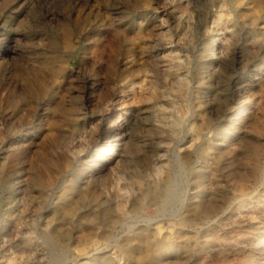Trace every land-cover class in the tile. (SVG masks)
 Masks as SVG:
<instances>
[{
    "label": "rangeland",
    "instance_id": "rangeland-1",
    "mask_svg": "<svg viewBox=\"0 0 264 264\" xmlns=\"http://www.w3.org/2000/svg\"><path fill=\"white\" fill-rule=\"evenodd\" d=\"M7 1L0 264H264V0Z\"/></svg>",
    "mask_w": 264,
    "mask_h": 264
},
{
    "label": "bare ground",
    "instance_id": "bare-ground-1",
    "mask_svg": "<svg viewBox=\"0 0 264 264\" xmlns=\"http://www.w3.org/2000/svg\"><path fill=\"white\" fill-rule=\"evenodd\" d=\"M10 1V0H9ZM9 1H7V2H9ZM194 3V2H193ZM138 4V3H137ZM259 6H260V4H259ZM221 15V14H220ZM219 15V16H220ZM219 16H218V18H219ZM59 34V33H58ZM60 35V34H59ZM145 36V35H144ZM132 37V36H131ZM146 37V36H145ZM150 38V37H149ZM64 39V38H63ZM69 41V40H68ZM131 41V40H130ZM171 42V41H170ZM215 41H212V43H214ZM178 45V44H177ZM212 46V45H211ZM137 49V48H136ZM227 51V50H226ZM224 58V57H223ZM14 60V59H13ZM138 61V60H137ZM142 62V61H141ZM140 63V62H139ZM165 66V65H164ZM138 67V66H137ZM140 70V69H139ZM197 70V69H196ZM141 73V72H140ZM260 76L259 77H261V74H259ZM263 77V76H262ZM37 79V78H36ZM264 80V79H263ZM42 83V82H41ZM258 83V82H257ZM141 91V90H140ZM161 94V93H160ZM176 95V94H175ZM134 98V97H133ZM150 98V97H149ZM18 99V98H17ZM235 100V107L234 108H232V110H231V113L229 114L230 116H229V119H228V124L231 126V127H233L234 129H236L238 126H240V125H243L245 122L247 123V118H248V116H249V112H250V108H248V109H246V107H248L247 105H249V104H246V106L244 105H242L243 103H242V101H239L237 98H235L234 99ZM257 101V100H256ZM259 101V100H258ZM118 103V102H117ZM116 103V104H117ZM32 104V103H31ZM259 104V103H258ZM257 106V105H256ZM262 106V105H261ZM233 107V106H232ZM255 107V106H254ZM48 108V107H47ZM257 108H259V109H261L260 107H257ZM86 109V108H85ZM230 109V108H229ZM246 109V110H245ZM256 111V110H255ZM259 112V111H258ZM257 112V113H258ZM252 113H253V111H252ZM262 113V112H261ZM251 114V113H250ZM189 117V116H188ZM250 117V116H249ZM249 119V118H248ZM53 120V119H52ZM256 121V120H255ZM49 123V122H48ZM199 123H200V121H199ZM250 124V123H249ZM200 125V124H199ZM216 126V125H215ZM225 126V125H224ZM257 127V126H256ZM240 128V127H239ZM246 128H248V127H246ZM245 129V128H244ZM243 129V130H244ZM86 130V129H85ZM242 131V130H241ZM244 131H246V130H244ZM50 132V131H49ZM116 132V131H115ZM230 132V131H229ZM229 134V133H228ZM244 134V133H243ZM258 134V133H257ZM253 135V134H252ZM113 136V135H112ZM233 137V136H232ZM203 138V137H202ZM116 140H118V139H116ZM235 140V139H234ZM120 141V140H119ZM200 142V141H199ZM19 143V142H18ZM109 143V142H108ZM111 143V142H110ZM35 144V143H34ZM114 144V143H113ZM117 145V144H116ZM11 146V145H10ZM12 147H13V145H12ZM112 147V146H111ZM188 147V146H187ZM194 147V146H193ZM12 149V148H11ZM108 150H109V148H107ZM106 150V149H105ZM257 151V150H256ZM105 152V151H104ZM110 152V151H109ZM232 152V151H231ZM233 153V152H232ZM10 154V153H9ZM113 154V153H112ZM107 157H108V155H106ZM110 156H111V154H110ZM221 158V157H220ZM256 158H258V157H256ZM216 159V158H215ZM244 159V158H243ZM248 160V159H247ZM264 160V159H263ZM251 161V160H250ZM99 162V161H98ZM247 162V161H246ZM101 163V162H100ZM55 164V163H54ZM249 164V163H248ZM218 167V166H217ZM99 168V167H98ZM190 169V168H189ZM256 169V168H255ZM46 170V169H45ZM227 170V169H226ZM41 172V171H40ZM239 172V171H238ZM247 172V171H246ZM232 173H233V171H232ZM262 173V172H261ZM182 175V174H181ZM263 175V174H262ZM233 177V176H232ZM24 180V179H23ZM233 180V179H232ZM236 181V180H235ZM238 181V180H237ZM73 182V181H72ZM241 182V181H240ZM247 182V181H246ZM197 183V182H196ZM204 184V183H203ZM223 184V183H222ZM264 184V183H263ZM205 185V184H204ZM217 185V184H216ZM75 186H77V185H75ZM199 186H202L203 187V185H201V184H199ZM214 186H215V184H214ZM20 187V186H19ZM188 187V186H187ZM217 187V186H216ZM23 188V187H22ZM209 188V187H208ZM201 189V188H200ZM204 189V188H203ZM210 189V188H209ZM243 189V188H242ZM72 190V189H71ZM83 190V189H82ZM91 190V189H90ZM98 195V194H97ZM99 196V195H98ZM176 196V195H175ZM64 197V196H63ZM65 198V197H64ZM95 198V197H94ZM173 199V198H172ZM197 199V198H196ZM77 200V199H76ZM79 201V200H78ZM203 201V200H202ZM66 203H68V202H66ZM70 203V202H69ZM73 204V203H72ZM71 204V205H72ZM218 205V204H217ZM216 205V206H217ZM79 206V205H78ZM55 207V206H54ZM201 207V206H200ZM78 208V207H77ZM167 210V209H166ZM65 212V211H64ZM214 212V211H213ZM206 213V212H205ZM249 214V213H248ZM86 215V214H85ZM172 215V214H171ZM75 216V215H74ZM88 216V215H87ZM89 217V216H88ZM83 218V217H82ZM228 219V218H227ZM202 222V221H201ZM48 223V222H47ZM172 224V223H171ZM202 224V223H201ZM194 228V227H193ZM249 228V227H248ZM140 230V229H139ZM244 230H246V229H244ZM251 230H252V228H251ZM68 231V230H67ZM138 231V230H137ZM191 231V230H190ZM247 231V230H246ZM47 233V232H46ZM101 233V232H100ZM76 234V233H75ZM69 236V235H68ZM208 237V236H207ZM243 237V236H242ZM104 238V237H103ZM205 238V237H204ZM208 238H210V237H208ZM244 238V237H243ZM209 240V239H208ZM227 240V239H226ZM169 241V240H168ZM210 241V240H209ZM216 241H217V239H216ZM225 241V240H224ZM223 241V242H224ZM244 241V240H243ZM255 241V240H254ZM167 242V241H166ZM165 242V243H166ZM212 242V241H211ZM213 243V242H212ZM171 244V243H170ZM204 244H205V242H204ZM219 244H220V242H219ZM238 244V243H237ZM246 244V243H245ZM245 244H244V246H245ZM162 245V244H161ZM236 245V244H235ZM241 245H243V242L241 243ZM241 245H240V247H241ZM249 245V244H248ZM200 246V245H199ZM203 246V245H202ZM222 246V245H221ZM131 247V246H130ZM169 247V246H168ZM239 247V248H240ZM129 248V247H128ZM210 248H211V246H210ZM227 248V247H226ZM246 248V247H245ZM124 249V248H123ZM242 249V248H241ZM240 249V250H241ZM255 249H260L261 250V252H264V240H262V241H260V242H258V244H257V246H256V248ZM229 250V249H228ZM231 250V249H230ZM216 251V250H215ZM219 251V250H218ZM238 251V250H237ZM217 252V251H216ZM234 252V251H233ZM241 252V251H240ZM162 253V252H161ZM218 253V252H217ZM221 253V252H220ZM242 253V252H241ZM125 254V253H124ZM138 254V253H137ZM219 254V253H218ZM224 254V253H223ZM217 255V254H216ZM221 255V254H220ZM232 255V254H231ZM214 256V255H213ZM218 256V255H217ZM222 256H224V255H222ZM228 256V255H227ZM233 256V255H232ZM232 256H231V258H232ZM236 256H237V254H236ZM239 256V255H238ZM245 256V255H244ZM124 257H125V255H124ZM128 257V256H127ZM219 257V256H218ZM233 257H235V256H233ZM241 256H239V258L237 257V259H241L240 258ZM262 257V256H261ZM260 257V258H261ZM126 258V257H125ZM229 258V257H228ZM236 258V257H235ZM243 258H245V257H243ZM178 259V258H177ZM227 259V258H226ZM247 259V258H246ZM263 259V258H262ZM214 260V259H213ZM225 260V259H224ZM138 261V260H137ZM140 261V260H139ZM167 261V260H166ZM168 261H169V259H168ZM221 261V260H220ZM238 261V260H237ZM250 261V260H249ZM252 261V260H251ZM142 262V261H141ZM145 262V261H144ZM222 262V261H221ZM230 261H228L227 263H229ZM236 262V261H235ZM182 263H184V262H181V264ZM202 263V262H201ZM232 263V262H231ZM244 263V262H243ZM246 264L248 263V262H245ZM144 264V263H143ZM194 264V263H193ZM196 264V263H195ZM200 264V263H199ZM203 264V263H202ZM236 264V263H235ZM242 264V263H241ZM249 264V263H248ZM254 264V263H253ZM259 264V263H258Z\"/></svg>",
    "mask_w": 264,
    "mask_h": 264
}]
</instances>
